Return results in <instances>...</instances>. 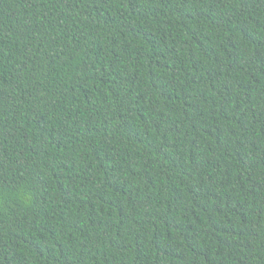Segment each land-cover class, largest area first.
<instances>
[{
  "label": "trees",
  "instance_id": "1",
  "mask_svg": "<svg viewBox=\"0 0 264 264\" xmlns=\"http://www.w3.org/2000/svg\"><path fill=\"white\" fill-rule=\"evenodd\" d=\"M0 264H264V0H0Z\"/></svg>",
  "mask_w": 264,
  "mask_h": 264
}]
</instances>
